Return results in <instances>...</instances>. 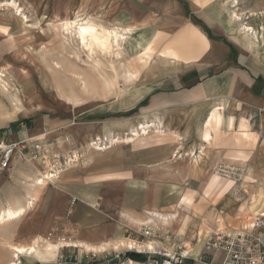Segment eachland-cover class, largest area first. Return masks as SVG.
Returning a JSON list of instances; mask_svg holds the SVG:
<instances>
[{
	"label": "rangeland",
	"instance_id": "1",
	"mask_svg": "<svg viewBox=\"0 0 264 264\" xmlns=\"http://www.w3.org/2000/svg\"><path fill=\"white\" fill-rule=\"evenodd\" d=\"M13 1L15 6H0V132L26 131L29 127L21 121L27 118L33 128L45 131L46 134L40 137L51 142L54 151L62 154L75 149L81 156L98 150L91 144L97 138L106 139L104 148L101 147L106 148V158L119 153L134 155L142 152V148L145 151L144 147L150 143H158L160 151L169 146V151L181 155L183 161L199 162L200 169L207 163V175L201 177L207 185L213 187L216 179L234 184L239 199L249 201L245 204L246 213L241 223L255 213L264 212V203H260L264 197L262 186L248 180L245 174V158L258 140L264 139L261 112L254 114L234 107L232 110L226 107L232 100L201 99L198 94L203 83L207 84L227 70L240 68L233 62L215 65L205 61L203 57L209 47L192 59H171L165 55V47H147L152 45L155 36L171 35L184 26L200 32L205 41L210 42L221 40L231 32L241 38L246 34L253 37L257 34L259 38L258 31L264 27H260L259 20L248 19L249 13L242 15L236 11L237 6L233 4L238 0ZM220 7L224 11L222 16ZM85 24L94 28L90 36H85L81 30ZM111 30L120 35L117 42L109 35ZM214 48L217 51L218 47ZM223 48L229 61L231 56L238 54L233 47ZM241 68L245 70V67ZM244 70L240 73L248 78ZM238 79L241 85H246L243 75ZM252 79L256 80L257 76ZM256 81L264 83L263 80ZM235 103L242 105L240 100ZM213 111L219 119L213 117ZM232 114L237 116L235 120ZM134 132L137 135H133ZM64 134L69 136V143L61 142ZM143 136L148 138L137 139ZM232 141L237 144L242 160L230 162L223 159L221 163L209 159L220 151L221 144L226 147L223 150L229 149ZM166 163L167 160L160 161V170ZM40 168L35 161L18 159L10 171L0 172V214L9 208L25 209L19 217L0 223V264H10L12 260L24 264L23 259L29 252L14 257L12 248L26 245L21 238L34 226L43 230L37 236L42 238L35 237L34 244L53 258L55 250H47L45 246L48 242H55H43V236L53 224L44 216L48 213L45 203L55 202L58 196L56 182L65 170L52 181H42ZM162 173L160 185L167 179L165 171ZM188 177L180 180V190L168 198L167 203H176L166 211L169 214L162 210V214L157 213L162 221L165 217L176 219L195 211L183 203L198 202L203 193L184 190L189 184ZM194 181L199 183L198 177ZM251 184L260 187L256 196ZM71 201L72 197L65 211V222L69 220L71 211L67 213V210ZM217 219V223L225 226L241 224L225 220L220 210L215 214L214 222ZM144 225L152 226V231L158 233L167 229L161 222L138 224L141 228ZM190 226L186 224L187 229L180 234H170L184 246L186 243L181 240L189 234ZM126 228L127 234L151 244L150 239L141 235V228ZM202 233L199 229L192 241L201 240L203 244L206 235ZM119 242L105 249L124 253L136 251L126 246L115 248ZM95 251L97 256L101 255L100 250Z\"/></svg>",
	"mask_w": 264,
	"mask_h": 264
},
{
	"label": "crops",
	"instance_id": "2",
	"mask_svg": "<svg viewBox=\"0 0 264 264\" xmlns=\"http://www.w3.org/2000/svg\"><path fill=\"white\" fill-rule=\"evenodd\" d=\"M236 4H233L234 7L237 6L235 8L236 11H240L242 15L249 13L248 19H252L253 21L259 20L261 23L260 27H264V0H238ZM11 5L15 6L13 0H0V6ZM219 12L222 16L224 13L222 7L219 8ZM258 32L259 38L257 34L254 37L246 34L241 38L242 36L231 32L230 34H226L221 40L210 42L205 41L200 32L197 33L195 29L193 30L190 27L184 26L171 35L168 34L165 37L155 36L152 40V45L147 47H165V55L171 59L176 57L196 58L198 55H201L200 53L205 48L209 47L207 54L203 57L205 61L215 65H223L226 61V63L233 62L240 69L233 68L232 70H227L212 78V80L207 81V84L203 83L199 88V97L201 99L205 97L222 99L226 100V102L232 100L233 102L230 106L226 105L227 108L232 109L234 107L235 110L242 108L244 111L253 113L260 111L264 122V83L256 81H264V49L261 48L264 47V29L262 28ZM210 47H213V50ZM214 47H218L217 51ZM223 47H233L238 54L235 57L231 56L229 61L227 59L228 53L226 57L223 54ZM241 67H245V70ZM247 69L249 72H247ZM242 70L248 74V78L246 74L240 73L243 72ZM240 75H243L246 79V82H244L246 85L239 83L238 77ZM254 75L257 76L256 80L252 79ZM239 100L242 102V105L235 103V101ZM212 115L216 120L219 119L216 111H213ZM231 116L234 117V120L237 118L233 114ZM31 127L26 128V131L20 133L16 132L12 134L8 130H5L0 132V134L5 133L8 140L24 137H40L46 134L41 128L36 129ZM103 130H106V127ZM64 135L61 142L69 143V136ZM146 138L148 137L143 136L137 139L145 140ZM144 148L145 151L143 148L141 149L143 153H134V155L131 154L129 156H127V153H122L121 155L119 153L118 156L110 158H106V148L94 150L83 154L79 160L80 162L61 173L56 182L58 196H56L55 202L50 204L45 203L48 213H45L44 216L47 222H53V224L43 238L52 231V226L54 225V229L59 230L56 234L66 235L71 245L69 244V247L60 249L58 248L60 246L59 243H47V241H44V238L43 242L51 245L50 247L45 246V248L47 250H55L51 259L47 251L34 244L37 238H42L41 236H37L43 230L37 226L30 227L24 237L21 238L22 240L24 239L26 245L22 244L19 246L26 247L34 244V251H32L34 254L28 253L29 255L23 259L24 264H62L57 261L55 256L63 249L64 251L68 250L71 252L77 250L76 247L72 246H77L80 249L84 247L89 249L95 248V250L102 248L101 250H103L119 242L120 240L118 239L121 237L126 239L121 240L116 245L117 247H128L127 242H132L137 246L132 249H145L150 244L144 242V240H137L138 238H134L131 234H127L129 227H126L137 226L139 229L141 228L138 226L139 222L144 223L147 221L150 224L161 222L166 225V232L177 234L184 232L187 229L185 225L190 224L191 226L188 227L189 234L181 240L186 243L184 244L186 248L189 247L186 249L189 255L185 260V264H221L223 257L221 251H207L203 248V244L200 243L201 240L195 243L192 241V238L199 232V229L203 232V235H207V232L216 227L217 222H214V216L219 210L223 213L225 220L229 219L234 224H240L241 219H243L246 213L244 211L245 204L249 203V201H241L239 199L238 193L235 191L236 187L230 181L225 182L224 180L216 179L215 181L218 184L215 183L213 187L212 185H207L206 181L201 179V177L207 175V163H205V168L201 167L200 169L199 160L197 161L198 164H196V160L192 162L191 159L187 163V161H183L184 158H181V155L179 156L170 152L169 146L164 149L162 148L160 151L158 143H150V145ZM224 148L226 147L221 144L220 151L214 156L209 157V159L217 160L221 163L223 159L230 162L242 160V157H239L238 154V146L234 141H232L229 149L225 151L223 150ZM251 151L250 155L245 158V174L248 180L254 181L256 184L259 183L262 186L261 189L264 195V139H259ZM162 160H167V163L160 170L159 163ZM181 160L183 164H181ZM164 171L167 179L162 180L163 183L160 185V172ZM187 175L189 176V184L184 190L203 193L200 194L198 202L183 203L185 207L188 205L193 210L195 209V211L188 216L176 219L165 217L162 221L157 217V213L162 214L160 212L162 210L166 215L169 214L166 211L174 207L176 203H167L169 201L168 198L176 190H180V180L184 179ZM196 177L199 180L197 184L194 181ZM251 186L253 187V194L256 196L260 187L258 188V186H254L253 184ZM71 197L75 201L72 204V210L67 221L69 223L67 224L64 221V215ZM164 197V200H160V198ZM260 203H264V199ZM145 219L148 220L145 221ZM145 237L150 239L149 236ZM204 239L205 237L203 241ZM116 246L115 248H117ZM160 246L171 249L173 244L168 240H162L160 241ZM128 249H131V247H128ZM131 260L134 264H143V261L139 259L133 258Z\"/></svg>",
	"mask_w": 264,
	"mask_h": 264
},
{
	"label": "built area",
	"instance_id": "3",
	"mask_svg": "<svg viewBox=\"0 0 264 264\" xmlns=\"http://www.w3.org/2000/svg\"><path fill=\"white\" fill-rule=\"evenodd\" d=\"M51 144L45 137L8 140L5 133L0 134V172L10 171L14 162L25 159L39 163L42 181L44 179L52 181L69 165L79 160L81 154L75 149L61 154L54 151L50 147ZM91 144L95 145L94 148H104L106 139L97 138ZM74 201L75 199H72L67 213H70ZM216 222L219 220L217 219ZM152 230L146 225L141 228V235L149 236L153 245L146 251L136 250L146 254L143 264H185L189 254L184 250V246L177 242L176 237L167 232L158 233ZM58 231L57 229L51 231L44 241L59 243L60 249L69 247L70 243L66 235H57ZM162 240L170 241L173 247L167 249L160 246ZM72 247H76L77 250L70 252L63 249L58 252L57 261L62 264H134L121 251L110 252L103 249L100 251L101 255L97 256L95 250ZM203 248L207 251H221L223 253L221 264H264V212L255 213L238 226H220V223H217L216 227L206 235Z\"/></svg>",
	"mask_w": 264,
	"mask_h": 264
},
{
	"label": "bare ground",
	"instance_id": "4",
	"mask_svg": "<svg viewBox=\"0 0 264 264\" xmlns=\"http://www.w3.org/2000/svg\"><path fill=\"white\" fill-rule=\"evenodd\" d=\"M12 6V5H11ZM86 23V22H85ZM81 30H83V33H84V35L85 36H90L91 34H92V32L94 31V28L93 27H91V26H89V25H83L82 26V29ZM255 32V31H254ZM109 35H112V37H113V40L115 41V42H117V39H118V37L120 36L119 34H118V32H116L115 30H111V31H109ZM108 36V35H107ZM84 37V36H83ZM151 126H152V124H151ZM146 127V126H145ZM147 132V131H146ZM143 133H145V130H143ZM133 135H137V133H133ZM96 149H98V150H101V147H97ZM42 180V179H41ZM262 190V189H261ZM263 198V197H262ZM264 199V198H263ZM257 200V199H256ZM262 200V199H261ZM258 202V201H257ZM256 203V202H255ZM258 204V203H257ZM262 204V203H261ZM252 205V204H251ZM256 207V206H255ZM254 209V208H253ZM24 211H25V209L23 208V207H18V208H16V209H11V208H9V209H7V210H4V212H2L1 214H0V223H3V222H5V221H8V220H12V219H15V218H17V217H19L20 215H22L23 213H24ZM258 211V210H257ZM173 218H174V215H173ZM220 226H222L221 224H220ZM51 245L50 244H47L46 245V247H50ZM127 246L128 247H131V248H136L137 246H135V244H133L132 242H127ZM53 247V246H52ZM117 247V246H116ZM147 247H149V248H151V244L150 245H147ZM90 249H93L94 250V248H90ZM102 249V248H101ZM100 249V250H101ZM12 250H13V252H14V254H13V256L14 257H17V255H18V253H24V252H29L30 253V251H34V248H33V245H30V246H28V247H24V246H13V248H12ZM186 252H187V250H186V247H185V249H184ZM188 253V252H187ZM10 264H18L16 261H13V262H11Z\"/></svg>",
	"mask_w": 264,
	"mask_h": 264
},
{
	"label": "trees",
	"instance_id": "5",
	"mask_svg": "<svg viewBox=\"0 0 264 264\" xmlns=\"http://www.w3.org/2000/svg\"><path fill=\"white\" fill-rule=\"evenodd\" d=\"M21 122H23L24 124H26L27 127H31L30 121L29 119L25 118L23 119ZM142 253L137 252V251H126L124 256L129 257V258H135V259H139L141 261H144L146 258V255H141Z\"/></svg>",
	"mask_w": 264,
	"mask_h": 264
}]
</instances>
